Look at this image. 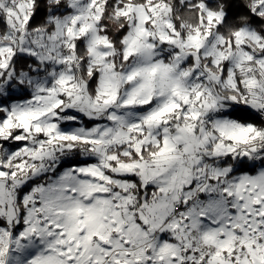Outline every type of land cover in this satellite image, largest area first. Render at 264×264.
<instances>
[{"label": "snow or ice", "instance_id": "6c2138e0", "mask_svg": "<svg viewBox=\"0 0 264 264\" xmlns=\"http://www.w3.org/2000/svg\"><path fill=\"white\" fill-rule=\"evenodd\" d=\"M115 2L108 0V7ZM185 2L198 13L199 26L177 23L168 0L127 6L122 15L134 17L135 28L125 26L120 35L128 32L122 61L131 67L117 70L108 63L111 53L97 56L89 74L93 82L101 75L102 87L94 99L60 73L53 87L38 84L31 97L25 92L26 104L11 103L20 99L11 69L25 57L0 44V264H264V169L242 160L236 176L209 162L194 174L189 163L206 147L204 117L220 106L215 87L246 93L241 100L264 108V43L257 41V56L241 32L235 42L225 41L213 31L223 14L210 10L209 0ZM98 4L91 0L89 8ZM258 4L255 11L264 15V0ZM31 8V0H19L7 16L21 30L31 28L44 15H32ZM83 11L73 26L58 23L55 33L32 42L41 62L73 63L58 44L75 40L79 50L81 37L95 32L92 13ZM7 24L15 27L12 19ZM5 27L0 15V34ZM91 45L93 51L112 47L104 33L92 36ZM168 46L175 55L161 57ZM65 97L72 100L67 107ZM229 100L238 102L236 95ZM239 119L253 123L214 126L219 140L212 158L239 153L264 161L258 155L264 129L247 112ZM77 145L88 156L67 159ZM141 185L143 201L136 203L133 189ZM157 193L163 203L151 200Z\"/></svg>", "mask_w": 264, "mask_h": 264}, {"label": "clouds", "instance_id": "9594fccd", "mask_svg": "<svg viewBox=\"0 0 264 264\" xmlns=\"http://www.w3.org/2000/svg\"><path fill=\"white\" fill-rule=\"evenodd\" d=\"M31 3L32 15H35L37 10H42L44 15L37 18L36 23L31 28L25 26L21 30L15 18L7 16L8 9L17 10L19 0H0V15H4L6 24L2 34H0V44L11 45L20 55L25 57L24 61L19 62L11 69L17 73V83L13 84L12 88L17 97H20V99L13 100L11 103L26 104L29 97L38 94L36 87L38 84L53 87L55 79L59 77L60 73L70 74L73 77V83L79 86L83 95L94 99L98 90L102 87L101 75H97L96 82H93L92 76L89 74L90 69L95 70L96 66L93 61L97 56L111 53V55H108V63L115 64L117 70L131 67L130 64H124L122 61L124 41L128 36V32H125L124 35H120V33L125 26L128 27L129 31L134 30V17H125L122 13L127 9L129 4H137L138 0H116L111 7H108V0H99L97 10L89 8L91 0H40L39 3H36V0H31ZM168 4L174 10L173 18L177 23L185 27L199 26L198 13L190 10L185 0H168ZM209 4L211 6L210 10L223 14L221 23L217 29L213 30L214 33L225 41L235 42V33L241 32L242 43L246 44L253 54L259 56L261 52L259 43H264V37L260 35L264 33V15L255 11V8L259 7L258 0H209ZM120 5H124V7L121 8ZM85 9L92 13L93 18L90 22L95 27V32L81 37L84 39V46L79 50L74 47L75 40L71 41L72 46H64L62 40L58 44V51L61 55L73 58V63H57L53 65L46 61L41 62V49L34 47L32 42L36 41L39 43L40 36H48L55 33L58 23L64 28L73 26L71 24L72 20L79 22L80 17L85 14L83 11ZM8 19H12L15 27L7 24ZM255 21H259V23ZM180 30L184 31L185 28L182 27ZM101 33L105 34L107 40L112 45L107 52L100 49L92 50L91 37L99 36ZM246 33L250 35H245ZM157 47H159L158 43ZM30 49L34 50L37 54L32 55ZM165 54H169L170 57L175 55L171 46L164 48L160 53L161 57ZM33 60L37 62L33 63ZM134 62L137 64L143 63V58L134 57ZM123 91H126V89ZM25 92L29 94V97L24 96ZM214 94L219 98L220 106L218 109L209 111L204 117L205 123L203 128L204 134L207 136L206 147L196 153L195 159L189 161L193 173L195 174L198 168H202L205 163L210 162L217 168H231L234 170V175L239 176L242 174L240 171L242 160L245 167H254L256 170L264 169V161L261 159L249 158L245 160L239 156V153L236 154L238 158L234 159H229L225 156L212 158V149L214 144L219 140L214 127L217 124H223L224 122L252 124V120L241 121L239 119L243 113L247 112L249 115L256 117L255 127L264 129V108L252 106L241 100L240 97L242 95L246 97V93H233L224 86H218L214 88ZM4 95L6 96L7 93H4ZM231 95L237 96V103L233 104L229 100ZM71 103L72 100L65 97V107ZM79 123L83 125L82 120ZM169 127H174V124L169 125ZM197 135L200 136L201 133L198 132ZM255 146L260 148L261 142L257 141ZM84 147V145H77L75 151L66 154V158L69 160L86 158L88 153L83 151ZM240 151L243 152L245 149L241 147ZM258 155L264 157V151H260ZM196 160H200L201 163L197 164ZM142 188L143 185L140 188L133 189L136 196L139 197L136 203L143 201V195H141ZM157 199L163 203V198L160 197L159 193L151 197V200ZM169 199H171V196H169ZM151 200L149 203H151ZM178 206L179 202H177L176 207H171L169 211L175 213ZM131 207L134 211H139L135 207V204L131 205ZM14 227L15 224H11L9 231ZM154 235L158 237L160 232H156Z\"/></svg>", "mask_w": 264, "mask_h": 264}]
</instances>
